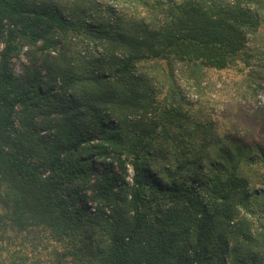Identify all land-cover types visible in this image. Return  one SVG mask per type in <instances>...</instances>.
<instances>
[{
    "label": "trees",
    "instance_id": "obj_1",
    "mask_svg": "<svg viewBox=\"0 0 264 264\" xmlns=\"http://www.w3.org/2000/svg\"><path fill=\"white\" fill-rule=\"evenodd\" d=\"M167 3L0 0V264H264V105L222 132L138 70L264 54V0Z\"/></svg>",
    "mask_w": 264,
    "mask_h": 264
},
{
    "label": "rangeland",
    "instance_id": "obj_2",
    "mask_svg": "<svg viewBox=\"0 0 264 264\" xmlns=\"http://www.w3.org/2000/svg\"><path fill=\"white\" fill-rule=\"evenodd\" d=\"M32 1L38 5L40 0ZM96 2L112 8L122 17L144 18L147 22L153 17L162 18L168 15L170 10L167 0H96ZM257 36L258 38L252 40L248 46L250 49L256 47L262 51L264 24L259 27ZM25 52L26 49L23 48L20 55L22 61H25ZM253 53V57L246 62L238 59L230 68L224 70L207 69L198 64L171 66L165 59L146 60L138 66V70L154 84L157 90L156 102L159 105L180 106L200 120L211 118L220 125V130L225 132L230 126L227 122L234 121L239 105L250 107L251 111L264 105V90L256 87L260 81L252 77L255 73L264 74L261 68L264 65V54L256 55V50ZM17 71L22 76L19 64L15 65V73ZM225 112L231 116H224ZM253 132V138L258 139V126L253 128ZM106 161L109 162V159ZM114 165L117 169L115 163ZM127 172L130 174L129 168ZM255 187L258 188L257 185L251 186Z\"/></svg>",
    "mask_w": 264,
    "mask_h": 264
},
{
    "label": "built area",
    "instance_id": "obj_3",
    "mask_svg": "<svg viewBox=\"0 0 264 264\" xmlns=\"http://www.w3.org/2000/svg\"><path fill=\"white\" fill-rule=\"evenodd\" d=\"M17 76H21V73H19L18 71L15 73Z\"/></svg>",
    "mask_w": 264,
    "mask_h": 264
}]
</instances>
